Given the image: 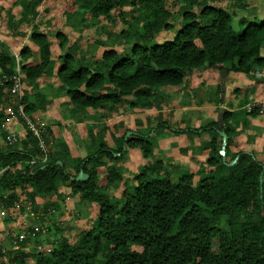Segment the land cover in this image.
Segmentation results:
<instances>
[{"label":"trees","instance_id":"obj_1","mask_svg":"<svg viewBox=\"0 0 264 264\" xmlns=\"http://www.w3.org/2000/svg\"><path fill=\"white\" fill-rule=\"evenodd\" d=\"M67 1L66 22L77 31L98 25L100 19L110 21V12L118 10L121 24L127 26L119 36L126 39L128 49L103 50L97 58L94 45L82 51L79 41L68 45L59 32L51 38L47 30L39 29L44 20L37 21L42 0H19L18 22L31 25L30 39L38 61L27 65L32 55L29 48L23 47L16 59L13 50L0 41V78L14 73L16 60L28 86L39 81L47 86L54 77L59 81L56 95L66 100L73 119L96 118L97 114L107 120L114 110L124 113V107H147L158 89L179 86L198 69L216 68L225 77L264 73V18L241 17L235 29L229 10L220 5L227 2L245 9L243 0H175L174 12L167 9L168 0ZM52 40L62 52L56 59L52 58ZM9 86L8 81L0 85V105ZM44 102L45 91H24L20 103L32 116ZM247 102L246 97L238 107ZM231 109V105L220 109V123L215 127L220 138V132L226 135L224 149L222 145L216 149L213 140L203 146L209 153L203 164L212 174L199 180L194 179L195 173L177 174L173 180L171 172L161 173V161L154 160L133 178L131 190L121 199L107 191L121 182L120 170L98 159L104 156L114 161L128 150L138 149L151 160L152 140L166 124L129 134L114 132L109 140L103 132L99 138L93 137L89 128L91 140L84 156L80 150L72 156L67 143L57 157L48 153L44 161L31 133L20 140L21 149L13 147L17 142L8 144L2 134L7 146L0 148L2 204L17 201V193H25L32 203L55 195L56 200H46L44 207V213H54L61 208L62 187L80 200L97 204L99 212L76 242L59 238L48 254L24 251L26 241L5 251L0 240V264H32L31 260L33 264H264V164L252 152H230L238 111ZM3 120L0 112V124ZM170 132L176 136L199 131ZM46 133L47 128L45 139ZM232 160L235 163L229 164ZM92 162L106 170L99 183L94 171L86 167ZM80 171L88 175L86 181L75 180ZM214 172L219 173L218 178Z\"/></svg>","mask_w":264,"mask_h":264},{"label":"rangeland","instance_id":"obj_2","mask_svg":"<svg viewBox=\"0 0 264 264\" xmlns=\"http://www.w3.org/2000/svg\"><path fill=\"white\" fill-rule=\"evenodd\" d=\"M68 2L67 0H42L37 10V21L44 20V24L40 25L39 29L47 30L51 38L55 32H59L67 38L68 45L75 43L76 40L79 41L78 45L82 51L86 49L87 45H94L93 47H97L95 49L97 58L100 57L103 50L121 51L128 49L126 39L119 36V32L127 26L121 24L122 20L118 17V10L114 9L110 12V21L100 19L98 25H90L77 31L66 22L64 13L68 8ZM243 2L245 9L239 6H231L227 2L220 4L229 10L234 28L241 17L250 19L252 15H255L257 19L264 18V0H243ZM51 4L54 5L49 8L48 6ZM166 7L169 11L174 12L177 9V3L175 0H168ZM20 10L19 0H0V41L13 50L16 59H19V51L23 47L29 48L32 55L26 63L33 65L38 61L37 49L30 39L31 25L18 22L21 17ZM52 10L53 12H51ZM126 17L124 19L127 20ZM135 21L139 23V19ZM81 39H83L82 42H80ZM96 40L97 42H95ZM51 50L53 59L62 53L57 47V42L53 40ZM17 67L22 77L20 61L18 60H16L15 69ZM224 75L223 71L216 68L210 71L194 70L184 78L181 85L158 89L159 94L154 97L151 105L132 110L124 107V113L114 110L107 120L97 118V114L96 118L73 119L71 115L73 110L67 106L66 100L56 95L59 81L54 77L50 79L47 86H44L41 81L33 86H28L22 81L21 92L12 96L6 89V96L0 105V112L4 114V120L0 124V148H7L2 137L4 134L6 139V131L2 128V124L8 123L7 120L11 119L8 123L9 129L15 127V131L20 135V139L13 147L21 149L20 140L26 137L29 131L20 118L21 121L11 118L16 116L15 107L18 101L21 102L24 91L29 94L45 91V102L38 105L37 111L32 116L27 115L25 108L23 109L25 115L39 124L42 136L46 128L48 129L49 134L46 133V139L43 136V143H45V150L54 157L58 156L59 151L67 143L71 145L72 156L79 150L84 156L85 146L91 140L87 131L89 128L93 130L91 132L93 137L99 138L103 132L104 138L109 140L110 134L114 132L121 134L128 131L129 134L136 130H150L156 125H162V123L167 125L161 126L152 140L154 147L151 160L145 159L138 149L128 150L118 160L109 161L104 156L98 159V162L109 163L117 167L121 173V182L107 190L109 196L121 199L124 192L131 190L133 178L140 174L144 167L149 164L152 165L154 160L161 161L163 167L161 173L164 170L171 172L173 180H176L177 174L186 173H195L194 179L199 180L212 174L211 168H207L203 164L209 154L203 146L212 140L216 149L222 145L220 143L222 140L215 127L220 123V121L218 122L220 109L227 108L228 103L238 109L236 124L233 125V130L236 131L235 137L240 135L247 142H252L259 136L264 137V117L253 118L246 115L242 108L237 107L244 98L250 96V86L253 85V82H249L247 76L240 73H230L226 78ZM253 77L257 81L264 80V76L253 75ZM259 89L262 91L260 95L263 96L264 82L260 84ZM170 129H191L199 132H184L175 136L171 134ZM38 144L37 142L39 147ZM255 152L259 153L260 151L256 149ZM260 155H258V159L264 164V153ZM97 163H89L86 167L94 171L96 182L99 183L106 175V170L103 166H98ZM213 176L218 178L219 173L217 175L214 172ZM59 192L63 194L64 198L60 201L61 208L54 213L50 211L44 213V207L45 202L56 200L55 195H52L48 200L37 199L36 202L32 203L26 199L25 193H17L20 195L17 200L20 205V216L15 220H7L8 222L0 221V233L4 237L0 238L3 250L6 251L13 247L5 240L8 231L11 230L15 233L19 232L20 229L27 231L24 240L26 247L23 250L33 255L50 253L52 248L57 246L58 239L62 237L74 243L79 235L90 228L98 216L97 204L80 200L68 188L60 187ZM30 213L34 216H30ZM18 246L14 247L18 248ZM27 259L29 262L30 258L27 257ZM31 263L33 264L32 260Z\"/></svg>","mask_w":264,"mask_h":264},{"label":"built area","instance_id":"obj_3","mask_svg":"<svg viewBox=\"0 0 264 264\" xmlns=\"http://www.w3.org/2000/svg\"><path fill=\"white\" fill-rule=\"evenodd\" d=\"M6 81L9 82L10 86L8 88V92L12 96L18 95L19 92L22 90V77L20 75V71L17 67L15 69L14 73L9 77H1L0 78V85L5 83ZM24 106L18 101L16 107H15V113L16 116L11 117L12 119L20 120L22 123H24L26 129L36 138V141L39 143V148L41 152L43 153V156L41 158L42 161L45 160L46 154H48V151L45 150V143H43V136H42V130L39 128V124L33 121L31 118H29L27 115H25L24 112ZM243 110L246 112V114L251 115L254 114L256 116H264V99L262 100H254L250 103H247ZM20 118V119H19ZM11 119H8L7 122L9 123ZM8 123L2 124V128L6 131V141L8 144H14L18 142L20 139V135L15 131V127L9 129ZM2 172V169H0V173ZM11 206H5L0 202V221H6L7 220H15L18 216H20V205L17 203V201H14L11 203ZM30 216H34V214L30 213ZM11 230V229H10ZM1 232V231H0ZM27 236V231L24 229H20L19 232L15 233L13 230L8 231L6 235L7 242L14 246L19 245V243L23 242ZM0 238H4L0 233Z\"/></svg>","mask_w":264,"mask_h":264},{"label":"crops","instance_id":"obj_4","mask_svg":"<svg viewBox=\"0 0 264 264\" xmlns=\"http://www.w3.org/2000/svg\"><path fill=\"white\" fill-rule=\"evenodd\" d=\"M254 75V74H253ZM253 75H250V76H247V80H250L249 82H253V85H251L250 86V96L249 97H247L248 98V102L247 103H250V102H252V101H254V100H262V99H264V95L263 96H261L260 95V93L262 92L260 89H259V87H260V84H262V82H264V80L263 81H257L254 77H253ZM259 76H264V73H261V74H259ZM227 77V76H226ZM225 77V78H226ZM258 83H257V82ZM256 84V85H255ZM58 86V85H57ZM255 94H258L257 96H254ZM246 103V104H247ZM246 104H244L242 107H240V108H242L243 109V107L246 105ZM230 104L228 103L227 104V106H229ZM224 107V106H223ZM232 107V109L231 110H236L237 108H235L234 106H231ZM238 107V106H237ZM245 112V111H244ZM245 114H246V112H245ZM247 115V114H246ZM249 116H251V117H253V118H256V119H258V117L259 116H254V115H249ZM260 117H264V116H260ZM237 118V117H236ZM235 118V119H236ZM260 123V122H259ZM234 144L233 145H231L230 147V152L232 153V152H236V150L237 149H241V150H244V151H246V152H252L254 155H255V157L258 159V155L259 156H261L260 154L261 153H264V137H262V136H259V138L257 137L254 141H252V142H247V141H245V140H243L242 139V136H237V137H235L234 138ZM259 150L260 152L259 153H256L255 152V150ZM259 160V159H258ZM260 161V160H259Z\"/></svg>","mask_w":264,"mask_h":264},{"label":"water","instance_id":"obj_5","mask_svg":"<svg viewBox=\"0 0 264 264\" xmlns=\"http://www.w3.org/2000/svg\"><path fill=\"white\" fill-rule=\"evenodd\" d=\"M220 136L222 139V148L221 150L224 149L225 147V142H226V135L224 134V132H220ZM235 160H232L229 164H234ZM88 179V175L83 173L82 171H80L77 176L75 177L76 181H86ZM260 182H261V178H260Z\"/></svg>","mask_w":264,"mask_h":264}]
</instances>
